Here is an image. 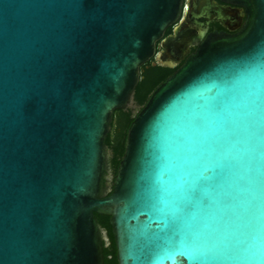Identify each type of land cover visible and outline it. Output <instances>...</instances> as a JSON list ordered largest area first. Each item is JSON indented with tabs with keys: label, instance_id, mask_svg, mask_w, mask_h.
Returning <instances> with one entry per match:
<instances>
[{
	"label": "water",
	"instance_id": "1",
	"mask_svg": "<svg viewBox=\"0 0 264 264\" xmlns=\"http://www.w3.org/2000/svg\"><path fill=\"white\" fill-rule=\"evenodd\" d=\"M220 2L240 31L204 39L212 0H0V264H103L94 215L116 264H264V0ZM193 46L110 187L112 114Z\"/></svg>",
	"mask_w": 264,
	"mask_h": 264
},
{
	"label": "trees",
	"instance_id": "2",
	"mask_svg": "<svg viewBox=\"0 0 264 264\" xmlns=\"http://www.w3.org/2000/svg\"><path fill=\"white\" fill-rule=\"evenodd\" d=\"M168 30L165 36H169ZM148 71L141 68L138 76V84L132 95L130 106L123 111L114 112L111 116L109 133L104 141L105 154L107 156L108 174L110 187L116 175L121 157L124 152L126 133L137 113L140 112L148 102L152 93L166 80H158L161 76L160 69H151L147 65ZM94 219L104 236L102 244L103 264H116L115 249L109 226V219L104 216L94 215Z\"/></svg>",
	"mask_w": 264,
	"mask_h": 264
},
{
	"label": "flooded vegetation",
	"instance_id": "3",
	"mask_svg": "<svg viewBox=\"0 0 264 264\" xmlns=\"http://www.w3.org/2000/svg\"><path fill=\"white\" fill-rule=\"evenodd\" d=\"M219 8L222 9H226L228 8L230 12V14L228 15V23L226 24L227 27L224 26V21L220 20L218 18L217 15H213L211 13H208L206 11L200 13L199 18L197 19V24H199L202 29L205 31V37L204 39L212 34H227V35H236L237 33H239L240 29L236 30L234 33H229L228 29H234L232 23H231V18H232V14L234 13V15L236 16V13L233 12L234 10H241L242 13L244 14V10L242 9H237L231 6H227L225 4H223L222 2H220V0H212ZM231 15V16H230ZM244 21V18L242 19V22ZM241 28V27H240ZM172 31V28H169L166 30L167 31ZM165 32V34H166ZM165 36V35H164ZM166 37V36H165ZM203 39V40H204ZM203 40L201 42H197L195 45H201V43L203 42ZM197 46V47H198ZM197 47H189L187 53L183 56L182 53L179 52H174L171 53L170 56L167 55L166 59L162 62L159 63L158 61H156V57H154L153 59H151L147 64H145L144 66H142L141 68H145L146 71H148L149 69L147 68V65H150V68L153 69H160V72L162 73L161 76L158 78V80H168L169 78H171L179 69H181L186 61V59L190 56H192L193 54H195ZM157 53L159 52L158 50V46H157ZM179 53V54H178ZM167 66H170L171 68H167ZM141 68L139 69V72L141 70ZM105 241L104 236H103V242Z\"/></svg>",
	"mask_w": 264,
	"mask_h": 264
}]
</instances>
